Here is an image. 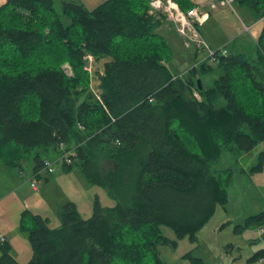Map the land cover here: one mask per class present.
<instances>
[{"label": "trees", "instance_id": "obj_1", "mask_svg": "<svg viewBox=\"0 0 264 264\" xmlns=\"http://www.w3.org/2000/svg\"><path fill=\"white\" fill-rule=\"evenodd\" d=\"M60 1L61 12L55 0H0V163H13L3 155L9 143L22 152L42 146L48 155H33L35 176L63 148V168L75 162L118 201L102 207L95 200L88 218L67 201L58 228L24 210L19 228L32 256L17 261L3 241L0 264H169L158 246L176 247L185 237L196 243L216 207L228 205L233 168L214 163L225 150L239 157L264 140V76L256 70L264 68V0H235L262 22L254 57L225 44V53L214 48L210 58L191 43L184 70L158 29L166 18L150 11L149 0H103L92 9ZM175 1L183 10L192 6ZM86 53L95 58L89 72ZM99 154L114 162L107 172L97 166ZM263 166L261 149L248 171ZM246 222L264 232V209ZM262 257L264 248L250 260Z\"/></svg>", "mask_w": 264, "mask_h": 264}, {"label": "rangeland", "instance_id": "obj_2", "mask_svg": "<svg viewBox=\"0 0 264 264\" xmlns=\"http://www.w3.org/2000/svg\"><path fill=\"white\" fill-rule=\"evenodd\" d=\"M72 1L82 4L86 9H92L103 0ZM54 7L56 11L61 12V1L55 0ZM209 12L211 17L208 16V20L197 29L211 48L228 44L250 57L256 55L255 37L261 30L262 22L255 19L250 9L233 2L232 6L218 4L215 8H210ZM62 19L65 23L68 22L65 16H62ZM158 29L163 34L167 31L165 36L172 46L174 55L178 54L182 58L178 63L179 67L186 69L187 55L188 57L192 55L195 48L186 45L185 42L189 41L175 29L168 30L166 20ZM85 55L84 69L87 70L85 66L88 65V58ZM63 68L68 74H72L68 62L63 63ZM256 70L264 76V68L261 65L256 67ZM207 78L205 77V82ZM261 149L264 150V140L251 151L236 152L239 157H236L234 152L225 150L214 166L233 168L232 181L228 187L229 205L226 209L216 207L214 213L197 232L196 243L185 237L178 241L176 247L159 245V256L164 262L193 264L190 259L184 257V254L191 253L201 258L202 264H243L245 256L248 255L250 256L245 263H251L250 257L264 244L263 228L256 223L246 222L248 215L257 213L256 206L260 205L264 198V166L253 173L248 171L249 167L257 162ZM62 150L63 148L51 152L53 157L50 158H58V161L54 162L53 173L43 171L34 176L37 182L36 189L30 186V177L34 174L33 155L38 152L40 157H46L48 152L43 150L42 146L22 152L15 143H9L8 149L4 151L3 155L13 160V163L11 165L0 163V223L7 226L13 234V241L7 244L13 257L21 263L29 260L33 252L26 233L19 228L21 213L24 210L45 217L51 228H58L61 225L60 210L67 201L75 203L82 218L92 215L95 200L102 207L112 206L118 201L110 194L106 185L89 181L80 165L74 162L72 168H63ZM113 163L110 158L98 155L97 166L103 172L110 170ZM240 168L244 170L240 171ZM162 232L167 237L175 239L172 229L163 227ZM233 256L236 258L232 259ZM235 260L236 262L232 263ZM259 261L264 263L263 258Z\"/></svg>", "mask_w": 264, "mask_h": 264}, {"label": "built area", "instance_id": "obj_3", "mask_svg": "<svg viewBox=\"0 0 264 264\" xmlns=\"http://www.w3.org/2000/svg\"><path fill=\"white\" fill-rule=\"evenodd\" d=\"M192 6L187 10L181 9L179 4L175 0H149L150 11L155 13L163 14L166 20L174 23L177 32L186 37L189 41L185 44L189 45L191 43L198 47H203L207 51V55L210 58H215L217 56V49L221 53H225L226 49L224 47H219L217 49L211 48L208 43L200 36L196 26L201 25L205 22L209 16V9L215 8L219 5L232 6L235 0H189ZM206 19V20H205ZM205 20V21H204ZM181 35V36H182ZM85 56L88 58V65L86 68L91 69V63L94 61V57L91 53H87ZM195 96L199 98V95L195 93ZM68 154H74L70 151L64 154V158L69 162L71 159ZM42 170L52 173L55 170L54 161L51 159H45L43 161ZM30 186L34 189L37 188V182L34 176L30 179ZM263 230V229H262ZM5 240L3 235H0V241ZM264 259V257H262ZM261 258V259H262Z\"/></svg>", "mask_w": 264, "mask_h": 264}, {"label": "crops", "instance_id": "obj_4", "mask_svg": "<svg viewBox=\"0 0 264 264\" xmlns=\"http://www.w3.org/2000/svg\"><path fill=\"white\" fill-rule=\"evenodd\" d=\"M210 17H211V14H210ZM169 28H171V29H173V27L171 26V25H169L168 24V30H169ZM174 30V29H173ZM166 32L167 31H164V33L166 34ZM175 58L176 59H174V63H175V66L179 69V70H181V68L179 67V65H178V63H180L181 61H182V58L178 55V54H176L175 55ZM186 62L188 63V60L186 59ZM50 158V157H49ZM52 160H55L56 158H51ZM34 167V166H33ZM33 170H34V168H33ZM38 172H41V170H38ZM228 197H229V193H228ZM261 201V200H260ZM228 205H229V198H228ZM264 209V198H262V201H261V203H260V205H258V206H256V210L257 211H255V212H259V211H261V210H263ZM0 235H3L4 236V238H5V242H11V241H13V234L11 233V231L8 229V227L7 226H5L3 223H0ZM262 248H264V244L261 246ZM260 247V248H261ZM252 252H253V250L251 251V255H252ZM248 256H250V255H248ZM248 256H245V258H244V263L243 264H246L245 263V261H246V259H247V257ZM236 257L235 256H233L232 257V259H235ZM260 260V259H259ZM259 260H257V261H251V263L250 264H264V263H261ZM234 262H236V260L235 261H233L232 263H234ZM219 264V263H218ZM242 264V263H241Z\"/></svg>", "mask_w": 264, "mask_h": 264}, {"label": "water", "instance_id": "obj_5", "mask_svg": "<svg viewBox=\"0 0 264 264\" xmlns=\"http://www.w3.org/2000/svg\"><path fill=\"white\" fill-rule=\"evenodd\" d=\"M196 84H197V87H198L199 89H202V88H203V85H202V82H201V79H200V78H197V79H196Z\"/></svg>", "mask_w": 264, "mask_h": 264}]
</instances>
